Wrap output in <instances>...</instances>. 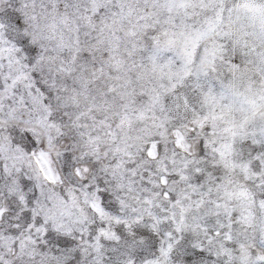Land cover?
Instances as JSON below:
<instances>
[{"label": "snow or ice", "instance_id": "6c2138e0", "mask_svg": "<svg viewBox=\"0 0 264 264\" xmlns=\"http://www.w3.org/2000/svg\"><path fill=\"white\" fill-rule=\"evenodd\" d=\"M0 264H264V0H0Z\"/></svg>", "mask_w": 264, "mask_h": 264}]
</instances>
